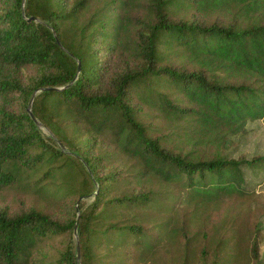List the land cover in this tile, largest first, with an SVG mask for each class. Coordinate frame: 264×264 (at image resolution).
Instances as JSON below:
<instances>
[{
    "label": "trees",
    "instance_id": "obj_1",
    "mask_svg": "<svg viewBox=\"0 0 264 264\" xmlns=\"http://www.w3.org/2000/svg\"><path fill=\"white\" fill-rule=\"evenodd\" d=\"M43 87H64L33 101L52 135L28 111ZM258 120L264 0H0V197L23 194L0 207V264H78V213L81 264H262L250 206L199 251L186 212L176 253L146 256L150 211L182 208L156 181L255 201L264 155L225 153Z\"/></svg>",
    "mask_w": 264,
    "mask_h": 264
},
{
    "label": "rangeland",
    "instance_id": "obj_2",
    "mask_svg": "<svg viewBox=\"0 0 264 264\" xmlns=\"http://www.w3.org/2000/svg\"><path fill=\"white\" fill-rule=\"evenodd\" d=\"M108 144L111 148V142H108ZM225 154L233 158H253L258 155H264V120L251 122L249 124L248 133L239 138L233 144V146H231V148L226 151ZM154 187L158 190H161L162 192L171 191L179 194L181 196L180 200L182 202V204L180 205L182 206V208L179 209L178 212H169L164 217L161 216L162 212H154L152 210L150 211V214L152 216L150 219V223H152V225L158 224L156 227L152 228L151 233H157L163 236L160 241L157 240V243L153 248H149L150 252H147L146 256L151 259L154 257L157 263L161 261V259L164 257V254H170L172 251L175 252V249H177L178 246H181L180 242L182 240V231L179 230L177 231V233H175V231L173 232V229L184 227V221L182 217L186 212H189L191 216H197L200 212L202 217V219L196 222H191L189 230L191 233L198 232L199 239L195 241L198 247V251L204 248V246L207 244L208 238H210L211 236L212 238H216V236L214 235L216 230H220V227L225 223L228 226L232 222L233 216L235 214H239L240 212L242 215L244 212H247L249 210V206L251 207V209L253 208L254 210H257L256 212H258V214L264 212V180L256 181L255 189L257 195L255 201L251 203H241L242 199L240 201H237V199H232L229 197H224L223 199L221 198L216 200L214 198H208V196L203 197L201 194L193 198V200L188 203V197L190 195L188 194V192H180L181 190H179L176 185L162 184L161 186V184H158L156 181L154 183ZM165 195V193L161 194L158 198L159 201H155L154 206L156 208L160 207V204L165 199ZM22 196L23 194L20 193L19 189L9 190L2 197H0V207L5 205L16 206L20 204ZM212 197H214V195ZM27 202H33V200L27 199ZM231 214H233L232 217H229ZM186 220H189V218ZM251 221L252 220L249 221L244 218V216H240L239 225L241 224L242 228H247V226H245L246 223L249 229L248 223H250ZM250 227H252L251 223ZM235 231V229H229L228 233H226V236L231 238V233H235ZM219 237H221V233L219 234ZM260 248V260L262 264H264V241L260 245ZM230 249L231 246H229V250ZM197 258L198 257H196V260H199ZM244 259L247 260L248 258L245 257Z\"/></svg>",
    "mask_w": 264,
    "mask_h": 264
},
{
    "label": "water",
    "instance_id": "obj_3",
    "mask_svg": "<svg viewBox=\"0 0 264 264\" xmlns=\"http://www.w3.org/2000/svg\"><path fill=\"white\" fill-rule=\"evenodd\" d=\"M25 1V0H24ZM33 19V18H30V20ZM59 44L61 45L60 41L58 40ZM81 70V64L79 62V72ZM64 87H43V88H40L39 90L35 91L34 94L32 95L31 97V100H30V103H29V107H28V111L30 113V115L32 116L33 120L36 122V124L41 128L43 129L44 131L48 132L50 135H52L51 131H49L39 120L38 118L35 116V114L33 113L32 111V106H33V101L36 97V95L40 92H44V91H51V90H59V89H63ZM58 143L61 145L62 149L63 150H66V146L64 144H62L59 140H58ZM88 170L90 171V173L92 172L90 167H88ZM97 193V192H96ZM82 199V198H81ZM81 199L78 201V206H79V203L81 201ZM78 211H79V208H78ZM79 218H80V213H78V217H77V225H76V229H75V236H76V241H77V261H78V264H81V247H80V242H79V238H78V221H79Z\"/></svg>",
    "mask_w": 264,
    "mask_h": 264
}]
</instances>
